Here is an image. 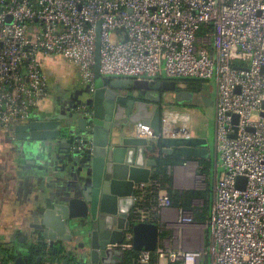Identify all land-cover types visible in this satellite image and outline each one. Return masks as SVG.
<instances>
[{"label": "built area", "instance_id": "2783aa9c", "mask_svg": "<svg viewBox=\"0 0 264 264\" xmlns=\"http://www.w3.org/2000/svg\"><path fill=\"white\" fill-rule=\"evenodd\" d=\"M97 36L104 77L215 82L222 173L202 247L172 250L164 237L155 251H139L137 264H264V0H0V135H16L47 100L49 59L67 61L93 86ZM160 121L158 136L142 122L136 136L191 137L186 119L165 111ZM172 206L160 191L135 220L152 222ZM177 223L194 222L179 208ZM0 227L8 228L3 219ZM12 249L0 231V264H14ZM38 264H61L48 241Z\"/></svg>", "mask_w": 264, "mask_h": 264}, {"label": "water", "instance_id": "95a60500", "mask_svg": "<svg viewBox=\"0 0 264 264\" xmlns=\"http://www.w3.org/2000/svg\"><path fill=\"white\" fill-rule=\"evenodd\" d=\"M95 59L93 87L80 91V100L72 107L74 113L17 127L20 140L68 137L72 144L77 142L75 133L81 134L78 141L82 147L76 159L82 189H74L62 203L42 210L34 226L41 239L49 241L56 255L66 253L64 264L69 263V258L74 264H120L126 250L123 246L126 235H130L134 251H155L159 242L158 225L136 221L134 212L137 191L149 183L150 168L156 163L146 158V152L157 150L171 154L176 149L191 158H203L207 154L208 144L203 138L146 140L128 133L133 125L142 122L158 136L164 107L189 100L192 93L181 90L175 80L100 75L98 36ZM154 142L159 144L158 148L153 146ZM237 181L244 183L245 178L238 177ZM17 235L20 242L25 240L20 231ZM76 239L80 242L77 249L86 246V251L72 255L69 246ZM28 263L27 258H14V264Z\"/></svg>", "mask_w": 264, "mask_h": 264}, {"label": "crops", "instance_id": "0c3cea01", "mask_svg": "<svg viewBox=\"0 0 264 264\" xmlns=\"http://www.w3.org/2000/svg\"><path fill=\"white\" fill-rule=\"evenodd\" d=\"M45 70L48 74V98L39 110L32 113V121L56 120L63 116L69 117L70 114L74 113V109L71 106L74 102L70 103L69 95L81 87L92 88L93 86L83 82L77 69L61 58L49 59L45 65ZM177 84L181 90L191 92L182 82L179 81ZM194 96L195 94L193 93L189 100H184L176 105L173 104L171 107H164L163 112L170 111L180 119H186L190 129V136L192 138H203L207 141V154L203 159H207L211 166L214 163L215 173L211 182L215 184L218 179V153L216 149L212 152L208 143V134H206L207 129L202 121L197 119L200 116L196 112L193 101ZM83 108L80 107V109ZM63 121L65 122L66 119H63ZM73 129H77L76 123H74ZM128 133L132 136L135 135V125L130 128ZM80 135L79 132L75 133L77 142L72 144L68 142V137H62L60 140H20L16 135L14 139H9L7 136L0 140V153H9L11 155L10 166H13L12 176H8L6 179L2 178L0 181V190L2 191L0 193V215L3 219V224L8 227L10 236L13 234L12 229L14 230L21 224L30 225L35 223L42 210L51 207L53 204L62 203L63 199L67 198L74 189H82L79 179L81 178L80 165L79 160L76 159V155L78 156L77 152L81 151L79 146H82L79 143L80 141H78ZM158 154L159 151L157 150L148 151L146 152V158L155 160ZM197 159L188 157L182 165H174L168 168L173 189L198 190L195 187V182L197 181L195 175L196 165H198ZM0 162L2 161L0 160ZM152 168H150L151 172ZM9 178H12V180ZM11 185L16 186V195L11 192ZM145 186L139 187L138 191ZM161 191L164 192V190ZM209 191L211 192V187H209ZM13 197L14 199H12ZM206 197L208 213L203 222L193 219L194 223L192 224L179 225L177 223L179 208L175 205L159 211L157 221L164 227V231L169 234L164 239V242L170 249L192 250L202 247L206 232V229L203 230V223L205 222L206 224L208 220L214 192ZM160 239L161 232H159V243ZM78 243L79 241L76 239L69 246L72 255L75 253ZM63 253H60L61 256ZM63 257H65V253ZM68 264H74L72 258H69ZM160 264L167 263L161 262Z\"/></svg>", "mask_w": 264, "mask_h": 264}, {"label": "trees", "instance_id": "16d2710c", "mask_svg": "<svg viewBox=\"0 0 264 264\" xmlns=\"http://www.w3.org/2000/svg\"><path fill=\"white\" fill-rule=\"evenodd\" d=\"M178 82H182L187 89H194L197 84H201V80H194V79H181L177 80ZM14 136H8L9 139H14ZM153 146L159 147V144L156 142L153 143ZM188 157H184L180 151L174 150L171 154H164L159 152L157 157H155V166L152 168V172L150 175V182L146 185L143 189L137 191V200L135 209H150L156 202L158 197V193L161 190L167 192L169 198L171 199L173 205L178 208H182L183 210H188L192 212L193 219L196 221L203 222L207 216V208H204L202 211L194 208L192 202L196 199L204 200L207 196V192L202 190H175L172 187V179L168 173V168L174 165H182ZM199 169V173H205L206 170L211 168L210 162L207 159L198 158L197 159ZM152 222L158 223L157 217L152 213ZM168 232H161V238L168 237ZM137 251H134L130 247L124 251L123 261L120 264H137ZM12 251L10 253V256ZM56 256L55 253H53ZM149 264H158V262L153 258ZM169 264H176V263H169Z\"/></svg>", "mask_w": 264, "mask_h": 264}, {"label": "rangeland", "instance_id": "374dc122", "mask_svg": "<svg viewBox=\"0 0 264 264\" xmlns=\"http://www.w3.org/2000/svg\"><path fill=\"white\" fill-rule=\"evenodd\" d=\"M175 81H177V80H175ZM201 81H202L201 84H197L194 87V89H192V90L188 89V90L192 92V95H193V93L195 94L193 101H194V105L196 108V112L199 114L198 116H200L197 119L201 120L203 125L207 129V131L206 130L205 131H206V134H208V143L210 144L211 150L213 152L215 150V82H214V79L201 80ZM177 83H178V81H177ZM167 107H171V106L168 105V106H166V108ZM172 108H174V107H172ZM5 137H7V136L0 135V140H2V138H5ZM1 155H3V156H1ZM0 160L2 161V162H0V181H1L2 178L6 179L8 176H12L11 172H12L13 166H10L11 165V155L9 153L8 154L7 153H5V154L0 153ZM217 165H218L217 176L219 177L222 173V169H221V167H219V164H217ZM196 166H197V169L195 172V175L197 178V181L195 182L196 189L203 190V191L207 192V195L213 193L214 192V184L211 182V180H212L214 173H215L214 163H212V166L210 165L211 168L206 170L204 174L199 173L197 171L199 169L198 165H196ZM168 172H169V169H168ZM9 179L12 180V178H9ZM209 187H211V192L209 191ZM10 190H11V192H14V194H15V192L17 193L15 185H13L10 188ZM0 193H2L1 190H0ZM14 197L12 199H14ZM193 206H194V208L198 209L199 211H202L204 208H207V197L204 200L196 199L193 202ZM187 214L190 215L192 219L194 218L192 215V212L187 211ZM1 220H2V217L0 215V221ZM204 229H206L205 222L203 223V230ZM0 231H8L9 232L8 229L3 228V227H0ZM128 241H129L128 235H126L125 242H128ZM75 250H76L75 252L86 251V246L84 249L79 250V249L75 248Z\"/></svg>", "mask_w": 264, "mask_h": 264}, {"label": "flooded vegetation", "instance_id": "af4514ba", "mask_svg": "<svg viewBox=\"0 0 264 264\" xmlns=\"http://www.w3.org/2000/svg\"><path fill=\"white\" fill-rule=\"evenodd\" d=\"M83 89L84 87H81L79 88V90H76L74 93L69 95L68 99L70 100V103L74 102L71 104L72 107L79 102L80 100L79 94L80 91H82ZM135 211L136 209L134 210V212ZM37 220L35 223H32L30 225L21 224L20 226L14 228V230L12 229L13 230V234L11 236V244L13 247L11 254L12 258L21 256L22 258H27L29 262H34V264H38V262H40L42 249L46 245L47 240H42L39 235V231L36 228H34V226L38 224ZM18 231H20L21 236H24L25 238V240L22 242L18 240L19 239V235H17ZM14 235H17L16 239H13ZM49 246L51 249L52 256L55 259H57L61 264H64V261L66 260V257H63L64 253L62 254V256L61 254L54 256L53 255V253H55L54 248L50 245V243Z\"/></svg>", "mask_w": 264, "mask_h": 264}]
</instances>
